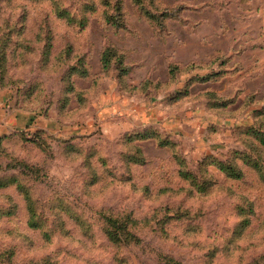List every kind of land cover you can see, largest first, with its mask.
<instances>
[{
    "label": "rangeland",
    "instance_id": "1",
    "mask_svg": "<svg viewBox=\"0 0 264 264\" xmlns=\"http://www.w3.org/2000/svg\"><path fill=\"white\" fill-rule=\"evenodd\" d=\"M262 139L264 0H0V264H264Z\"/></svg>",
    "mask_w": 264,
    "mask_h": 264
},
{
    "label": "trees",
    "instance_id": "2",
    "mask_svg": "<svg viewBox=\"0 0 264 264\" xmlns=\"http://www.w3.org/2000/svg\"><path fill=\"white\" fill-rule=\"evenodd\" d=\"M108 51L109 50H105L104 53H102V55H101L102 66H104L105 64L107 65L109 60H110L109 57L111 55V52L110 51L108 52ZM140 137L141 138L146 137V134H141ZM261 141L264 144V139H262ZM220 169L225 171L227 173V175H229V176H232V177H235V178L236 177L238 178L240 176V172H239L240 170H236L230 165L228 166V165H225V164L221 163L220 164Z\"/></svg>",
    "mask_w": 264,
    "mask_h": 264
}]
</instances>
